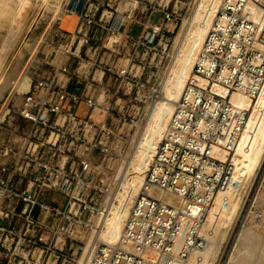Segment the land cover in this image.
Masks as SVG:
<instances>
[{
    "label": "built area",
    "instance_id": "built-area-1",
    "mask_svg": "<svg viewBox=\"0 0 264 264\" xmlns=\"http://www.w3.org/2000/svg\"><path fill=\"white\" fill-rule=\"evenodd\" d=\"M253 8L262 11L258 22L250 19ZM156 12L160 22L145 29L144 37L135 43V61L143 60L142 54L147 55L162 38L165 21L170 23L167 34L178 25L177 16L166 10ZM86 26L89 31L91 22ZM60 71L67 74L66 65ZM194 73L204 83L186 85L146 176L144 193L131 205L123 231L124 243L131 244L130 250L99 241L95 225L111 178L108 163L124 158L131 143L127 129L135 118L131 120L132 110L128 111L129 104L123 99H129L132 91L115 89L106 81L109 74L127 80L125 72L101 68L105 85L103 113L114 118L109 121L104 117L100 122L92 119L95 97L86 85L79 83L80 77H70L63 85L36 80L17 112L30 128L22 160L27 166L38 167L44 175L39 188L58 192L65 210L23 199L25 232L19 235L11 226L10 217L2 216L0 244L10 241L14 251L22 244L25 249H33V255L49 251L54 264H78L86 248L90 255H84L81 264H153L143 258L145 253L184 258L194 248H202L199 225L182 227L178 221L179 214H186L183 207L177 211L162 204L147 195V190L206 208L212 196L230 180V161L247 116L235 111L220 93L241 92L253 99L264 81V0L217 3L216 16ZM159 97L161 94L154 100ZM7 150L14 155L11 148L4 149ZM219 153L226 154V162L218 160ZM197 190L204 193L202 201H198ZM35 209L39 211L36 224L30 221ZM16 218L22 220L20 216ZM29 228L39 231L30 237ZM78 233L88 247L74 237Z\"/></svg>",
    "mask_w": 264,
    "mask_h": 264
},
{
    "label": "bare ground",
    "instance_id": "bare-ground-1",
    "mask_svg": "<svg viewBox=\"0 0 264 264\" xmlns=\"http://www.w3.org/2000/svg\"><path fill=\"white\" fill-rule=\"evenodd\" d=\"M36 1L35 5L30 0H20L17 7L9 11L4 9L7 5L4 0H0V25L7 28L5 36L0 37V127L7 129L15 128V114L17 116L20 105L32 88L29 62L25 63L22 50L26 44V34L36 26L39 7L50 4V0ZM218 2L220 0H196L192 5L189 16L183 20L174 39L170 62L160 85L161 97L148 103L144 109L141 123L135 126L126 156L108 163L107 168L111 171L109 187L100 215L95 219L97 237L106 245H123L130 250L131 244L124 243L123 231L131 205L144 193L146 176L186 85L189 82L204 83L194 73V67L215 19ZM137 4L136 0H127L122 4L115 22L118 28L126 18L122 10L130 8L128 14L132 15ZM261 17L262 11L253 8L250 19L258 22ZM36 45L37 42L29 48L32 59L38 50ZM79 46L82 47V43ZM220 94L235 111L247 116L234 149L235 156L230 161V180L212 196L206 208L199 204L181 202L174 196L162 195L154 189L147 190V195L162 204H168L177 211L180 210L178 207H183L182 211L186 214H179V223L182 227L198 224V233L203 242L202 248H194L184 258L177 254L163 256L152 251L145 253L143 258L153 264H217L240 216L247 191L263 165L264 81L253 99L241 92ZM94 97L96 109L93 114L99 118L113 119L112 114L103 113V96L96 94ZM3 153L5 155L1 162L5 164L12 156L9 150ZM217 156L219 161H227L226 154L219 153ZM203 194L201 190L196 191L198 201L203 200ZM262 206L264 190L256 194L226 264H264L261 258L264 252V215L252 211ZM75 236L81 238L88 247L82 235L78 233ZM86 252L87 248L78 259V264H81L84 255H90Z\"/></svg>",
    "mask_w": 264,
    "mask_h": 264
},
{
    "label": "rangeland",
    "instance_id": "rangeland-1",
    "mask_svg": "<svg viewBox=\"0 0 264 264\" xmlns=\"http://www.w3.org/2000/svg\"><path fill=\"white\" fill-rule=\"evenodd\" d=\"M19 1L4 0L7 4L4 9L14 10ZM30 1L37 4L36 0ZM125 1L50 0L48 6L39 7L36 26L26 34V44L22 52L25 63L29 62L28 70L31 73L32 85L36 80L55 81L58 85H63L68 78L77 76L81 79L79 83L86 85L93 96L96 94L103 96L105 85L102 81L101 68H111L114 73L125 72L127 80L109 74L106 81H109L108 85L115 89L119 88L126 93L129 90L132 91L129 99H123L129 104L128 111L132 110L131 120L135 118L131 124L132 127L127 129L129 140H132L135 126L141 123L144 109L148 103H152L155 96L161 94L160 85L170 62L169 56L173 51L174 39L196 0H136L138 4L132 15L128 14L130 8L122 10L126 18L118 28L115 22L119 16L120 7ZM162 10L177 16L178 25L174 30L172 26L167 34L170 23L165 21L161 30L162 38L147 51V55L142 54L143 60L135 61L134 55L137 54L135 43L144 37L145 29L149 30L155 24L157 26L160 19L156 11L162 12ZM88 21L91 22L89 31L86 26ZM6 29L5 25H0V37L5 36ZM36 42L35 47L38 50L32 59L29 48ZM80 43L82 47L79 46ZM63 65L67 67L65 75L60 71ZM15 117L14 129L0 127V217L8 215L12 221L11 226L21 235L26 229L24 225L26 217L21 216L26 208L23 199H30L32 202L60 211L65 210V203L63 197L55 190L40 189V179L44 178V175L41 176L36 165L27 166L22 160L28 148L30 128L20 120L18 115L15 114ZM92 119L100 122L104 118L92 114ZM108 120L111 121L112 118ZM7 148H11L14 155L2 164L3 151ZM263 190L264 162L247 191L240 216L217 264L227 263L252 202L256 194ZM252 211L264 215V206ZM18 216L22 217V220L16 218ZM38 218L39 211L35 209L30 216V221L36 224ZM42 221L44 223L45 220ZM29 230L30 237L39 231L36 228H29ZM77 240L82 241L79 237ZM0 252L2 264H54L49 251L42 255L39 253L33 255V249H25L22 244L14 251V245L12 246L10 241L0 244ZM261 258L264 260V252Z\"/></svg>",
    "mask_w": 264,
    "mask_h": 264
},
{
    "label": "crops",
    "instance_id": "crops-1",
    "mask_svg": "<svg viewBox=\"0 0 264 264\" xmlns=\"http://www.w3.org/2000/svg\"><path fill=\"white\" fill-rule=\"evenodd\" d=\"M73 77H77V76H73Z\"/></svg>",
    "mask_w": 264,
    "mask_h": 264
}]
</instances>
